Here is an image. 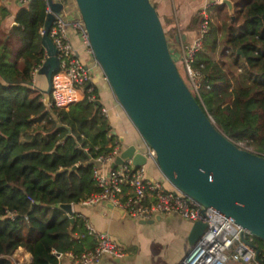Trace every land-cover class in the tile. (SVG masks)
Segmentation results:
<instances>
[{
	"label": "trees",
	"instance_id": "16d2710c",
	"mask_svg": "<svg viewBox=\"0 0 264 264\" xmlns=\"http://www.w3.org/2000/svg\"><path fill=\"white\" fill-rule=\"evenodd\" d=\"M230 1L219 58L213 23L194 55L201 85L192 95L224 135L264 156V0ZM221 8L211 4L208 13ZM7 15L0 5V17ZM45 19V1L28 0L0 33V264H11L18 248L31 255L30 264H57L58 254L78 257L95 248L81 215L73 212L71 221L55 205L98 192L94 159L118 141L95 101L82 99L66 110L46 109L41 101L32 71L44 59ZM249 238L264 264V241Z\"/></svg>",
	"mask_w": 264,
	"mask_h": 264
},
{
	"label": "water",
	"instance_id": "95a60500",
	"mask_svg": "<svg viewBox=\"0 0 264 264\" xmlns=\"http://www.w3.org/2000/svg\"><path fill=\"white\" fill-rule=\"evenodd\" d=\"M74 1L94 59L143 144L154 151L165 179L204 208L223 213L264 241V156L234 143L198 104L178 72L154 5L149 0ZM48 3L52 13L46 15L41 36L47 57L38 70L47 81L46 94L51 76L59 68L48 30L54 14L64 8L59 1ZM222 4L233 12L230 0H222ZM95 103L101 105L99 100ZM119 140L124 143L122 136ZM126 158L136 167L148 162L141 149L130 144L112 167ZM55 206L73 221L72 203ZM108 206L124 214L122 209ZM160 218L156 214L139 223ZM205 228L201 221L192 223L189 245L196 243Z\"/></svg>",
	"mask_w": 264,
	"mask_h": 264
},
{
	"label": "built area",
	"instance_id": "2783aa9c",
	"mask_svg": "<svg viewBox=\"0 0 264 264\" xmlns=\"http://www.w3.org/2000/svg\"><path fill=\"white\" fill-rule=\"evenodd\" d=\"M11 1H16L22 6L28 0ZM44 1L46 15L52 13L48 0ZM149 1L157 2V0ZM204 1L205 4L198 11L200 23L196 38L191 43H182L180 48L184 68L195 93H198L201 84L200 71L193 67L194 55L202 48L203 35L209 28L210 5L222 3V0ZM72 31L79 36L84 54L95 63L97 62L93 57L82 20L69 21L63 11L60 14H54L48 36L56 49L59 68L51 76L49 93L43 92L41 97L46 109L66 110L71 104L82 99L89 102L99 100L94 93L95 87L91 83L92 67L81 58L75 48L70 36ZM39 33L43 35L44 27L39 30ZM46 57L44 50V59L41 64L33 68V75L38 73ZM101 114L108 117L104 107L101 109ZM118 141L114 142L108 153L94 159L93 178L98 192L82 200L81 205L95 206L108 203L122 209L124 214L133 220H150L159 214L161 216L178 215L191 223L196 221L205 223L204 233L177 264H225L228 261L262 264L260 259H256V248L249 238L252 235L247 227L236 224L221 212L204 208L196 200L175 188H166L163 181L147 178L145 165L136 167L130 158L112 167L115 158L124 148L119 138ZM138 148L146 156L147 161L151 159L155 162V153L151 148L145 145L144 148ZM83 220L88 232L96 238L97 245L92 251L75 257L71 264H91L98 261L104 254L122 257L123 250L113 239L106 233L94 231L84 218ZM59 257L60 254L57 255V258Z\"/></svg>",
	"mask_w": 264,
	"mask_h": 264
},
{
	"label": "crops",
	"instance_id": "0c3cea01",
	"mask_svg": "<svg viewBox=\"0 0 264 264\" xmlns=\"http://www.w3.org/2000/svg\"><path fill=\"white\" fill-rule=\"evenodd\" d=\"M157 3L160 5V9L157 10L159 17H173V26L177 31L174 39L179 47L181 48L182 43H191L197 36L200 23L194 18L198 16V11L205 1L157 0ZM0 5L12 11L0 24V29L8 31L21 5L11 0H0ZM70 36L81 58L92 67L91 83L97 90L101 105L108 112L112 132L118 138L121 136L124 138L122 145L134 144L142 148L143 143L139 134L117 102L104 74L96 69V63L89 56L81 52L82 44L79 36L73 31ZM33 86L43 92L47 88L45 77L38 73L33 75ZM146 176L149 179L163 181L168 189L174 188L159 169L146 168ZM72 206L73 212L81 215L94 231L106 233L123 250L122 257L104 254L91 264H177L191 247L188 235L192 223L178 215H160L159 220L142 224L139 220L130 219L125 214L112 209L108 203L95 206H83L78 203ZM10 258L16 264L17 262L23 264V259L25 264L31 262V255L22 248L16 249ZM74 258L72 252H65L60 254L58 264H71ZM230 264L241 263L230 262Z\"/></svg>",
	"mask_w": 264,
	"mask_h": 264
},
{
	"label": "rangeland",
	"instance_id": "374dc122",
	"mask_svg": "<svg viewBox=\"0 0 264 264\" xmlns=\"http://www.w3.org/2000/svg\"><path fill=\"white\" fill-rule=\"evenodd\" d=\"M154 4L156 6V10H159L160 5L157 2H154ZM62 11L69 21H74V20L80 19V16H79V13H78V10L76 7V3L74 0H64V8ZM11 13H12V11L10 12L8 10V15H10ZM214 13H215V15L213 17L211 15H209V25L211 23H213V25L217 28V37H216V46L217 47L215 49L214 56L218 59L219 58V46L218 45H220L219 39L222 37L223 27L227 23L226 18L231 16L232 13L229 12V10L225 4H224V8H221V10L220 9H216V10L214 9ZM3 19H4L3 17H0V24H1V21H3ZM160 20L162 22V25L164 26L163 28H164L165 35H166V40H167L172 58H173L175 65L178 69V72L180 73L182 79L184 80L185 84L189 88L190 92L193 95H195V90H194L191 82L189 81V78H188L186 71H185V68H184L183 60L181 57L180 47H179L178 43L175 42V39H174L175 35H174L173 17H171V16L164 17V18L160 17ZM1 31H2V29H0V33H1ZM4 32H7V30H5ZM80 51H81V49H80ZM81 52L84 54L83 51H81ZM96 69L99 70L100 72H102V69H101L99 63H97V62H96ZM138 139H139V136H138ZM142 148H144V144L142 145ZM243 148H246V147H243ZM150 167H152L154 169H158L154 160H151V159H149L145 165V168H150ZM23 261H24L23 264H25L24 259H23ZM230 262H232V261H228L225 264H230ZM17 264H22V263L17 262Z\"/></svg>",
	"mask_w": 264,
	"mask_h": 264
}]
</instances>
